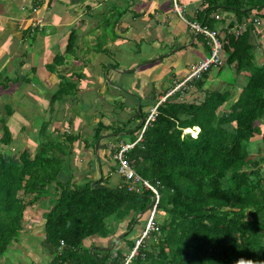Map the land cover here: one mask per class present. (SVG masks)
Instances as JSON below:
<instances>
[{"label": "trees", "instance_id": "16d2710c", "mask_svg": "<svg viewBox=\"0 0 264 264\" xmlns=\"http://www.w3.org/2000/svg\"><path fill=\"white\" fill-rule=\"evenodd\" d=\"M204 4L199 13L202 26L214 29L216 14L226 24L230 13L234 14L219 33L223 63L215 71L221 73L229 65L239 74L245 70L253 73L234 100L233 90L205 88L212 70L205 71L190 85L191 90L196 87L199 91L195 96L198 99L185 96L188 89L168 96L158 106L156 119L146 129L142 142L125 153L137 173L160 192L155 213L158 218L154 219L158 229L148 233L149 243L146 238L142 240L132 264H264V156L252 158L249 149L256 141L254 137L263 132L259 123L264 115V64H257L254 34L257 39L264 31V21L260 31L255 25L256 18H264V0H204ZM109 11L113 17L123 16L128 7L121 11L113 4ZM107 28L102 39L110 33ZM68 39L64 51L57 54L58 63L63 64L67 55L79 57L77 30H72ZM208 39L210 49L213 40ZM99 44L102 48L104 43ZM61 84L63 90L68 82ZM12 111L9 105L7 114ZM142 114L145 116L136 112L133 119ZM118 115H112L111 124L99 119L91 141L95 149L96 141L114 133V141L110 140L114 160L121 146L131 143L119 136L124 127L116 126L122 119ZM130 123L131 119L124 125ZM48 124L42 122L38 138L43 140L35 155L18 150V158L11 153V129L2 126L0 257L30 230L24 227L25 211L51 188L54 204L43 225L44 246L52 259L43 264H124L126 256L115 247L86 246L85 241L95 236L110 238L116 231L115 223L107 225L110 217L118 223V219L132 215L128 224L131 229L133 214L145 215L147 211L148 219L153 207L152 190L139 194L129 192L126 186L111 187L104 175L100 180L80 176L79 181L70 155L80 136L58 133L53 137L46 134ZM141 125L130 132L135 133ZM195 126L200 127L196 137L183 134L184 128ZM26 196L32 200H26ZM61 241L65 242L62 249ZM129 243L135 246L133 241Z\"/></svg>", "mask_w": 264, "mask_h": 264}, {"label": "crops", "instance_id": "0c3cea01", "mask_svg": "<svg viewBox=\"0 0 264 264\" xmlns=\"http://www.w3.org/2000/svg\"><path fill=\"white\" fill-rule=\"evenodd\" d=\"M113 1L118 6L122 2L124 5L126 3L127 13L123 16L113 17L112 11H109L112 6L109 4V0H0V127L6 124L11 129L15 143L11 148L14 149L17 144V133L28 129L25 128L26 123L24 122L19 125L20 121L17 125L16 122L14 124L21 128L16 127L15 130L11 128L10 124L13 123V119L8 120L7 118L8 106L12 102L10 96L14 95L16 100V106L12 108L22 111V108H26V95H28L30 97L28 104L33 106V111L41 105L38 111L41 109L43 112L46 110L49 112L50 127L57 122L61 123V126H55L57 133H73L72 125L78 128L77 135L80 136V139L74 143V152L77 153H75L77 156L78 153L90 155L86 157L87 159L85 158L89 167L92 160L97 159L98 161V170L89 169L82 175V172L78 171V167L77 169L72 167L75 168L73 172L76 175L81 174L84 180L87 178L99 180L104 175L110 181L114 175L116 182L111 187H119V184H125V180L116 170L117 164L113 159L114 147H108L110 140L114 141L112 140L114 133L101 137L95 149L92 147L94 139L91 140V143L81 140L84 134L82 125L84 123L78 121V117L74 121L73 114L71 116L65 114V110L61 107L63 100H59L61 96L58 95H67L66 102L70 100L69 98H74L76 101L77 97L68 85L62 90V81L66 84L68 81L77 84L76 93L80 92L82 99H86L87 103L89 101L91 104H96L92 108H88L89 116L95 120L96 124L99 119L106 124H111V119H114L112 111L114 110L115 113L114 105L111 102L115 101L120 105L121 107H118L117 110L119 111L118 116L122 119L121 123L116 126L124 127V130L119 136H122L124 142H133L141 129L134 133L137 137H133L130 132L131 128L135 130L141 124L142 119L146 118L152 108L159 104L175 86L177 80H180L195 63L208 54L211 49H208L209 43H211L208 38L212 40L213 38L208 34L191 30L189 25V21L201 24L199 13L204 8V0H177L179 4L186 6L182 15L174 10L173 0ZM106 5L109 7L107 8ZM230 14L227 24L234 18V14ZM103 16L110 19L112 23L114 22V30L109 29L110 33L107 32L106 38L102 39L105 34L103 29L110 28L109 25L102 22ZM216 18L218 20L216 28L211 29L208 26L206 28L215 32V37L219 40V33L226 28L227 24L221 21L219 14H216ZM257 19L260 17L255 20ZM262 23L261 21L259 25ZM259 25H256L257 31L262 30ZM65 29L69 31L65 32ZM72 30H77L79 59H72L69 57L70 55H67L63 64L58 63L57 54L64 51L69 40L65 39L69 37ZM256 34H254L256 61L258 65H261L258 56H261L264 46L259 47L257 40L262 38L264 33L257 36V39ZM99 42L104 43L102 48ZM143 42L147 49L140 47ZM197 42L198 47L196 48L194 46ZM192 45L193 48L189 53L186 50L183 51L184 48ZM262 48L263 50H261ZM83 53L84 57H82ZM135 54H139V57H136ZM116 55H118L117 59ZM102 58L106 60V63H103ZM100 61L105 65V68L107 66L110 68L113 65L112 69L104 68L103 71L95 72L96 76H92L88 64L93 67L94 62L100 64ZM81 67H84L85 70ZM245 73L249 80L253 70H245L241 74L246 75ZM218 75V70L215 71L213 68L212 78L218 77ZM235 79L240 81L238 75ZM45 95L47 99L43 97ZM58 100L59 103H57ZM79 108L82 113L87 109L81 107L80 103ZM138 108L139 112H143L145 116L142 114L139 119L134 120L133 116ZM22 115L28 118V115L26 116L24 113ZM123 116L127 118L125 119ZM129 119H131V123L124 125ZM96 124L92 127L94 128ZM0 136L2 138L3 131ZM77 142L81 143L78 147ZM109 159L113 161L110 166L107 165ZM104 164L106 165L104 166ZM90 175L92 176L90 177ZM108 186H110L109 183ZM48 189L52 193V189ZM51 193H47L38 199L35 205H32L33 209L29 210L31 217L29 223L32 224L31 227L28 226L29 228H33L36 223L40 222L44 229V213L47 212V209L49 212L54 204L53 193ZM27 198L28 196H26V200ZM39 200L42 202L40 203ZM34 206L39 207L42 212L39 213ZM45 206H49V208H45ZM130 221L131 219L128 224ZM0 264L5 263L0 262Z\"/></svg>", "mask_w": 264, "mask_h": 264}, {"label": "rangeland", "instance_id": "374dc122", "mask_svg": "<svg viewBox=\"0 0 264 264\" xmlns=\"http://www.w3.org/2000/svg\"><path fill=\"white\" fill-rule=\"evenodd\" d=\"M125 2H126V0H125ZM109 4L113 5V4H116V3L113 0H109ZM106 6H107V8L109 7V5H106ZM125 8H126V3L124 5V2H122V4L119 6V9L122 11ZM103 18H104V19H102L103 23H107L110 20V19H107L106 16H103ZM260 19L263 20L264 18L261 17ZM113 23L110 20L109 27H110V29L112 31L114 30V24ZM257 25H258V23H257ZM259 28L262 29L263 28V24L259 25ZM65 30H66L65 32L69 31L67 29H65ZM263 33H264V31L261 34H263ZM65 40H68V38H66ZM257 42L259 44V47H263L264 46V36L262 38H259L257 40ZM63 44H64V42H63ZM204 44H206V43L204 42ZM181 45H183V44H181ZM206 46H207V44H206ZM140 47H144V48L147 49L146 44L144 42L142 43V45H140ZM194 47H196V48L198 47V42L196 43V45ZM191 48H193V45L184 48L183 51L186 50L189 53ZM263 48L261 50H263ZM89 54H91V53L89 52ZM84 55L85 54L83 53L82 57H84ZM135 56L139 57V54H135ZM93 57H95V56H93ZM115 58L117 59L118 55H116ZM258 59L260 60L259 63L264 64V50H263L261 56L260 55L258 56ZM102 60H103V63H106V60H104V58H102ZM98 61H99V59L97 60V62ZM101 61H100V64L97 63V62H94L93 67H92V65L88 64V66L90 67L89 70H90L92 76L93 75L96 76L95 72H98V71L100 72L101 70L103 71V69L105 68V65L102 64ZM165 62H168V61L165 60ZM96 64H97V66H94ZM112 67H113V65L110 66V68H109V66H107L105 69L109 70V69H112ZM81 68H84V67H81ZM84 70H85V68H84ZM93 70H95V71H93ZM106 70H105V72H106ZM110 71H112V70H110ZM245 74L246 75L237 74V72L235 70V66L226 65L224 67L223 71L221 73H219L218 77H214V78L209 79V84L207 83L205 85V88L209 89L210 91L215 90V89H217V90L220 89L222 91H224L226 89L233 90V92H234L233 99L236 100V98H237V96H238V94H239V92H240V90L242 88L241 85L247 83L248 75H247V73H245ZM250 74H252V73H250ZM237 75H238V77L240 78V81H241V83H238V84H236L238 82V80L235 79V78H237ZM232 79H235V80L231 81ZM68 87H69V89H73V92L75 93L74 95L77 97V100L75 101L74 98L73 99L69 98L70 100L66 102V97H68V96L67 95L66 96L63 95V96H61L59 98V100L60 99L63 100L61 102V105H62L61 107L65 110L64 111L65 114H67L69 116H71L73 114L72 116L74 117L73 118L74 121H75V118L78 117L79 118L78 121L84 123V124H82L84 126V134L82 135V139L81 140H85L86 143L91 142V140L94 137L93 136L94 135L93 134L94 133V128L92 126H94V124H96V123H95V120L89 116L88 108H92V106L96 105V104H91L89 101L87 103L86 99H82L80 92L76 93L77 84H75L74 82L68 81ZM198 94H199V91L196 89V87H193L192 90H191V87H189L187 93L185 94V96H192V98L194 97L193 99L197 100L198 97H195V96H197ZM26 96H27L26 97V99H27L26 108H22V111L21 110L18 111V110H14L13 109V111L10 114H7L8 120H10L11 118L13 119L12 120L13 123L10 124V126H11V128L13 130H15L16 127L17 128L18 127L21 128L20 126H15V124L17 125L19 121H20L19 125H21V123H23V122L26 123L25 124L26 125L25 128L28 129V130H26L24 132H21V133L19 131L17 133V135H16L17 144L15 145L14 149H11V153H15L17 158H18V153H17L18 150H20V151L29 150L32 156L35 155V153L37 151L38 144L41 142V140H43V137L38 138L42 122L45 121L48 124L50 122V117H51V116L50 117L48 116L49 112H47V110L45 112H43L41 109L38 111V108H41V105L40 106L37 105L38 107L35 109V111H33L32 110V109H34L33 106L31 104H28L30 97L28 95H26ZM10 97L12 98V102H11L10 106L11 107H15L16 106L15 105L16 100L14 98V95H12ZM43 97L46 98V95L43 96ZM59 100H58L57 103H59ZM79 103H80L81 107L87 108L85 110L86 113L85 112L82 113L81 111H79V109H80L79 108ZM111 103H112V105H114V109H115V113H114V110L112 112H113V114L117 115V113L119 112L117 110V106L118 107H121V106L118 105L117 103H115V101H113ZM24 104H26V103H24ZM82 104H84V105H82ZM76 112H77V114H79L78 116H77ZM136 112H139V108L137 109ZM23 113L26 116L28 115L27 116L28 118L24 117L22 115ZM82 114H84V115H82ZM19 115H20V117L17 118V116H19ZM22 116H23V119L21 120ZM123 118L126 119L127 117L123 116ZM139 118H140V116H139ZM262 118H261L262 122L260 121L259 126H260L261 130L264 132V115L262 116ZM14 122H16V123L14 124ZM55 126H61V123L57 122V124H55L54 126H51V127L49 126V124L46 125V134H49V135L52 134L53 137L54 136L56 137L58 133L56 132V128L57 127H55ZM72 126H73V128L71 130L73 131V133L74 134L79 133L78 130H77L78 128L74 127V125H72ZM54 129H55V131H54ZM1 131H3L2 126L0 127V134H1ZM185 132H186V130H185ZM263 132L262 133L260 132L259 134H257L254 137L253 140L256 139L255 142H257V143L255 144V142H254V144H251L252 146L250 145L249 149L252 152V154H251L252 158H260V157L264 156V133ZM193 134H195V132H193ZM131 136L134 137V136H136V134L131 133ZM36 139H37V141H36ZM80 144L81 143L77 142V147ZM110 144L111 143H109L108 147L111 146ZM97 145H98V141L95 142V146H97ZM90 152H91V150H90ZM75 153L76 152L73 151V154L70 155V157H72L71 159L73 160L72 164H73V166L76 169L78 167V171L82 172L81 173L82 175H83L84 172L89 171V169L90 170L91 169H94V170H98L99 169L97 159H94V161L92 160L91 163H90V167H89V165L86 162L87 160H85V158L87 156H90V155L86 156L85 153H78V156H79V159H78V156L76 155L77 153L76 154ZM112 164H113V161H111V159H109L107 165L110 166ZM105 165L106 164H104V166ZM83 167H85V168H83ZM81 168H82V171H81ZM263 170H264V168H263ZM81 174H77L76 175V178L79 181L82 180V178H80ZM91 176L92 175H90V177ZM115 182L116 181H115V178H114V175H113L112 180H110L108 183H109L110 186H113L115 184ZM48 192H49V194L51 193L50 191H48ZM30 198H31V196L28 197L27 200L29 201ZM39 202L41 203L42 201L39 200ZM33 205H35V203ZM46 207L49 208V206H45V208ZM34 208L36 210H38L39 213L42 212L39 209V207L34 206ZM42 208H44V207H42ZM32 209H33L32 205H29L27 207L26 211H25V220H24V227L25 228L31 227L32 223H29L31 221V217L29 216L30 215V213H29L30 211L29 210H32ZM132 211H134V209ZM47 212H48V209H47ZM47 212L44 213V218L47 215ZM146 213H147V211H146ZM146 213H145V215L143 214V216H142V213L138 214V215L132 213L133 216H134V221H135L133 226H132V229L127 227L128 226V221L131 219L130 218L131 215L126 216V217H124L121 220L117 218L118 219L117 222L119 224L116 223V220H115L114 217L108 218L107 219V225H109L111 222L115 223L114 229H116V231H112V234L109 236L110 238H106V239L99 238L97 236L91 237V239H87L85 241V245L86 246H90L91 244L92 245H98V246H103L104 245L105 248L110 247L111 249L115 247L116 250L118 249L119 251H121L126 256V258L131 256V255H135L136 256L137 250H138V249L135 250L136 244L139 243V241L141 240L142 236L144 235V232L147 229V224L149 222V218H150V216L152 214V212H150V216L147 219L148 215ZM139 215H140V217H138ZM162 215H160L161 217L159 216V219L162 218ZM155 218H158V217H155ZM36 225L33 228H29L30 230H28V231H26V232H24L22 234L21 240L18 243H16L14 247L10 248V250L7 252V255L0 257V262L5 263V264L6 263H11V264H16V263L17 264H35V263L39 264V263H41V264H43V263L51 261L52 256L49 254V252L46 250V247L44 246L45 231L43 229V226L41 225L40 222L36 223ZM147 237H146V239L145 238L144 239H145V242L149 243L150 239L147 238ZM130 241H133L135 243L134 247H132L130 245V243H129ZM93 249L95 250V247ZM16 259H18V260L16 261Z\"/></svg>", "mask_w": 264, "mask_h": 264}, {"label": "built area", "instance_id": "2783aa9c", "mask_svg": "<svg viewBox=\"0 0 264 264\" xmlns=\"http://www.w3.org/2000/svg\"><path fill=\"white\" fill-rule=\"evenodd\" d=\"M174 8L175 10L182 15L184 11L186 10L185 5H181L178 3L177 0H174ZM219 17V16H217ZM263 22L261 19L256 20V24H260V22ZM189 24L193 30L197 33H205L210 35L214 42L213 45L208 52V54L200 59L197 63H195L190 71L186 73L180 80H177L174 88H172L167 95L163 98L162 101L166 99L169 95L186 90L190 87L192 83H194L197 79H199L202 74L213 68L221 65L223 63V50H222V45L221 42L215 37V32L209 31L206 27L202 26L198 22H192L189 21ZM240 28H243L244 25L239 26ZM240 28L237 29V34L239 35L241 30ZM157 104L155 107L152 108L150 113L147 115L146 118L142 119V126L140 133L138 134V137L136 138L135 141L131 143H126L123 144L120 148L119 151H117L114 154L115 160L118 162V173L119 175L125 180V184L120 185V188H124V185L127 187L129 192H134V193H139V194H144L148 189L152 190V214L149 218V222L147 224V229L144 232V235L142 236L141 240L139 243L136 244L135 250L138 249L139 245L141 244L142 240L148 236V233L153 230V229H158V227L155 224V213L157 209V205L159 203L160 199V192L156 186H153L148 180L143 179L137 171L133 168L131 162L126 158L125 153L131 150L137 143L142 142L144 133L148 126L156 119V116L158 114V106L161 104V102ZM65 245L64 241H61V247L62 249ZM134 255H131L125 259L124 264H132L133 262Z\"/></svg>", "mask_w": 264, "mask_h": 264}, {"label": "clouds", "instance_id": "9594fccd", "mask_svg": "<svg viewBox=\"0 0 264 264\" xmlns=\"http://www.w3.org/2000/svg\"><path fill=\"white\" fill-rule=\"evenodd\" d=\"M173 2H174V0H173ZM174 10H175V8H174ZM176 11V10H175ZM177 12V11H176ZM185 12V11H184ZM178 13V12H177ZM179 14V13H178ZM180 15V14H179ZM190 25V24H189ZM255 25H257L256 24V20H255ZM213 68H215V67H213ZM213 68H211L210 70H212ZM173 94H175V93H173ZM173 94H171V95H173ZM171 95H169V96H171ZM167 98V97H166ZM166 100V99H165ZM164 100V101H165ZM163 102V101H162ZM161 102V103H162ZM141 124H142V122H141ZM142 126V125H141ZM185 130H186V132H185ZM199 131H200V127L199 126H195V127H188V128H184L183 129V134H185V133H191L192 134V136H194V137H196L197 135H198V133H199ZM193 132H195V134H193ZM0 139H1V136H0ZM158 188V187H157ZM158 190H159V188H158ZM152 195V194H151ZM150 195V196H151ZM152 197V196H151Z\"/></svg>", "mask_w": 264, "mask_h": 264}, {"label": "bare ground", "instance_id": "6f19581e", "mask_svg": "<svg viewBox=\"0 0 264 264\" xmlns=\"http://www.w3.org/2000/svg\"><path fill=\"white\" fill-rule=\"evenodd\" d=\"M174 88V87H173Z\"/></svg>", "mask_w": 264, "mask_h": 264}, {"label": "water", "instance_id": "95a60500", "mask_svg": "<svg viewBox=\"0 0 264 264\" xmlns=\"http://www.w3.org/2000/svg\"><path fill=\"white\" fill-rule=\"evenodd\" d=\"M151 205V204H150Z\"/></svg>", "mask_w": 264, "mask_h": 264}]
</instances>
